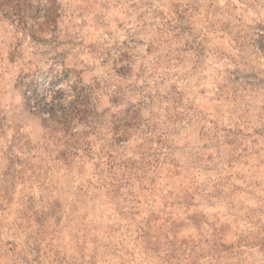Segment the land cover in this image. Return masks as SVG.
<instances>
[{"label": "rangeland", "instance_id": "1", "mask_svg": "<svg viewBox=\"0 0 264 264\" xmlns=\"http://www.w3.org/2000/svg\"><path fill=\"white\" fill-rule=\"evenodd\" d=\"M0 264H264V0H0Z\"/></svg>", "mask_w": 264, "mask_h": 264}, {"label": "trees", "instance_id": "2", "mask_svg": "<svg viewBox=\"0 0 264 264\" xmlns=\"http://www.w3.org/2000/svg\"><path fill=\"white\" fill-rule=\"evenodd\" d=\"M39 75H40V74H38V75L35 77V79L33 80V83H32V84H34L35 89L37 88V81H38L39 78H40ZM76 89H77L76 87L73 88V90H76Z\"/></svg>", "mask_w": 264, "mask_h": 264}]
</instances>
